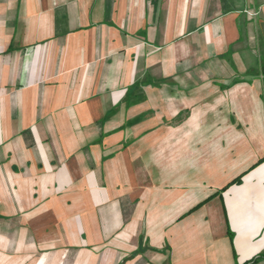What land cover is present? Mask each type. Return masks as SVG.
Here are the masks:
<instances>
[{
  "label": "crops",
  "instance_id": "obj_1",
  "mask_svg": "<svg viewBox=\"0 0 264 264\" xmlns=\"http://www.w3.org/2000/svg\"><path fill=\"white\" fill-rule=\"evenodd\" d=\"M263 158L264 0H0V264H264Z\"/></svg>",
  "mask_w": 264,
  "mask_h": 264
},
{
  "label": "trees",
  "instance_id": "obj_2",
  "mask_svg": "<svg viewBox=\"0 0 264 264\" xmlns=\"http://www.w3.org/2000/svg\"><path fill=\"white\" fill-rule=\"evenodd\" d=\"M264 161V158L263 159H261L258 163H261V162H263ZM240 182H241V177H238V178H236L235 180H233L232 182H231V184L230 185H232V184H240ZM258 259H254L252 262H255V261H257Z\"/></svg>",
  "mask_w": 264,
  "mask_h": 264
}]
</instances>
